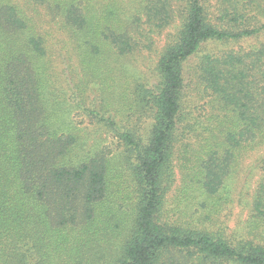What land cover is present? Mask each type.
Segmentation results:
<instances>
[{
	"label": "trees",
	"instance_id": "1",
	"mask_svg": "<svg viewBox=\"0 0 264 264\" xmlns=\"http://www.w3.org/2000/svg\"><path fill=\"white\" fill-rule=\"evenodd\" d=\"M33 1L44 3L48 17L73 33L87 54L86 64L104 53L126 57L137 48L126 27L115 25L113 0ZM142 2L153 29L172 25L178 2L183 21L159 60L155 82L137 89L138 105L152 118L148 138L121 133L136 161L138 202L130 212L115 206L114 214L107 206L106 156L69 163L78 139L59 125L62 117L48 95L53 82L46 38L24 9L0 0V264H264V247L235 246L207 232L169 226L162 217L174 181L175 142L184 137L187 65L208 44L251 38L264 26L218 27L208 0ZM99 7L107 8L101 13ZM228 11L223 8L222 22L229 15L238 23L249 10ZM194 79L211 96L220 118L222 142L207 145L208 159L200 168L204 193L214 197L229 176L235 152L264 144V45L206 54ZM255 211L264 218V185Z\"/></svg>",
	"mask_w": 264,
	"mask_h": 264
},
{
	"label": "rangeland",
	"instance_id": "2",
	"mask_svg": "<svg viewBox=\"0 0 264 264\" xmlns=\"http://www.w3.org/2000/svg\"><path fill=\"white\" fill-rule=\"evenodd\" d=\"M10 1L26 11L47 40V62L53 82L48 95L62 117L59 125L78 139L69 156L70 165L104 154L109 165V211L115 214L117 206L116 210L130 212L138 202L132 164V160L136 161L121 133L132 132L148 138L152 118L148 110L138 105L137 89L157 79L159 60L182 25V3L178 2L172 25L159 31L148 22L142 0H113L111 9L115 12V25L126 27L137 48L126 57L104 53L91 65L85 63L83 57L87 54L73 33L61 30L58 22L48 17L42 8L46 7L44 3ZM208 3L211 21L218 27L242 30L264 26V0H208ZM225 7H229V13H233V7L249 11L246 19L238 23L229 15L222 22L221 12ZM106 8L98 9L102 13ZM263 45L264 30L240 41L210 43L187 65L189 86L181 127L184 137L175 142L174 181L162 209L163 222L169 226L207 232L235 246L264 247V218L255 211L257 195L264 185V144L256 149L246 147L235 152L236 158L221 192L214 197L205 194L200 168L208 159L207 145L222 142L219 140L221 131L217 129L220 118L211 96L205 95L203 87L193 80L204 55L244 52ZM108 119L116 123L115 127ZM130 220L128 217L126 224ZM115 242L119 243V239Z\"/></svg>",
	"mask_w": 264,
	"mask_h": 264
}]
</instances>
